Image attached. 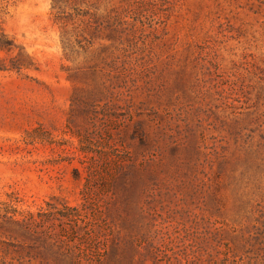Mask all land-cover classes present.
<instances>
[{
  "label": "rangeland",
  "instance_id": "rangeland-1",
  "mask_svg": "<svg viewBox=\"0 0 264 264\" xmlns=\"http://www.w3.org/2000/svg\"><path fill=\"white\" fill-rule=\"evenodd\" d=\"M81 139L134 162L104 264H264V0H0V215L80 206Z\"/></svg>",
  "mask_w": 264,
  "mask_h": 264
},
{
  "label": "trees",
  "instance_id": "trees-1",
  "mask_svg": "<svg viewBox=\"0 0 264 264\" xmlns=\"http://www.w3.org/2000/svg\"><path fill=\"white\" fill-rule=\"evenodd\" d=\"M135 133L144 140L143 130L137 128ZM83 143L81 139V147L73 153L88 157L93 150L82 147ZM88 159L80 206L63 202L61 207L48 203V207L37 211L5 209L0 215V264H104L107 251L109 254L131 244L114 223L113 213L118 209L105 207L98 194L110 193L114 203L119 202L126 185L125 169L133 167L134 162L119 154ZM74 171L80 180V170ZM256 221L252 239L264 257V209L259 210ZM240 260L232 264H246Z\"/></svg>",
  "mask_w": 264,
  "mask_h": 264
}]
</instances>
